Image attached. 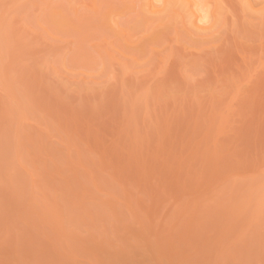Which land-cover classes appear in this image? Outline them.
<instances>
[{
	"label": "rangeland",
	"instance_id": "1",
	"mask_svg": "<svg viewBox=\"0 0 264 264\" xmlns=\"http://www.w3.org/2000/svg\"><path fill=\"white\" fill-rule=\"evenodd\" d=\"M0 264H264V0H0Z\"/></svg>",
	"mask_w": 264,
	"mask_h": 264
}]
</instances>
